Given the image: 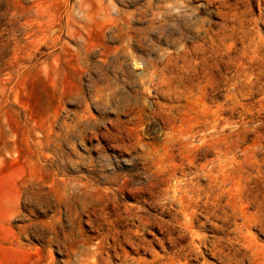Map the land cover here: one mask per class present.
<instances>
[{"label":"rangeland","instance_id":"1","mask_svg":"<svg viewBox=\"0 0 264 264\" xmlns=\"http://www.w3.org/2000/svg\"><path fill=\"white\" fill-rule=\"evenodd\" d=\"M166 1L0 0V263L52 249L65 264L51 230L25 238L20 226L61 215V236L93 238L82 201L113 196L115 174L143 180V156L170 137L212 153L199 162L237 156L235 178H256L244 154L264 146V0ZM119 197L143 205L129 188ZM263 229L250 227L256 244L228 263L212 253L191 264H264Z\"/></svg>","mask_w":264,"mask_h":264},{"label":"bare ground","instance_id":"2","mask_svg":"<svg viewBox=\"0 0 264 264\" xmlns=\"http://www.w3.org/2000/svg\"><path fill=\"white\" fill-rule=\"evenodd\" d=\"M167 1L161 5L167 4ZM161 5L159 6L161 7ZM163 8L159 9L163 11ZM254 22L256 23V20ZM139 130L138 134L140 135ZM140 138L138 139L141 140ZM188 141L170 137L163 148L153 149L143 156V180L140 179L137 184H134L129 177L121 179L119 174H115L110 180L118 184L116 188H111L109 191L113 196L107 198L102 196L98 199L82 201L83 209L94 217L97 234L93 238L86 237L81 231L76 234L73 231H64L61 236L56 227V221L62 218L59 217L61 215H55L48 221L28 218L27 222L20 226L25 238H30L34 234L40 235L47 229L51 230L53 240L58 241V248L63 250L66 255L65 264H191L192 259L199 260L206 254L211 255L212 253L225 257L222 261L227 260L228 263L232 255H243L245 253L243 249L248 250L255 243V238L249 234L248 229L256 227L264 221V194L262 191L264 190L262 179L264 146L257 145L258 148L252 153L244 154V156L250 155V159L245 165L249 168L252 165L257 167L256 178L251 179L250 176L251 178L247 177L250 179H236L235 161L237 156L232 155L231 160L229 159L221 165L199 162V159L206 153V149L203 145L196 144L192 140ZM129 145L131 146V144ZM207 150L209 149L207 148ZM228 152L230 151L228 150ZM252 159L253 161H250ZM242 162L239 159L238 167L241 169L244 166ZM247 174L246 172L245 175L247 176ZM73 185L79 191L90 187L88 183ZM125 188H129V192L134 194V198L141 199L140 202L143 205L124 206L119 193ZM251 208L258 211L251 212ZM89 214L86 213L87 216ZM239 220L241 223L237 225L238 234L233 236L230 227ZM39 224H41L40 227ZM150 228H156L158 235L155 234L153 239L147 240L145 235L150 233L152 230ZM244 228L248 233L244 231ZM20 238L18 236V240ZM94 238L97 239V242L92 245ZM235 238L242 242L239 244L240 247H235V243H238ZM186 239L189 241L183 243V240L186 241ZM155 245L159 247L158 251L155 249ZM51 250L49 249L48 256L41 251L37 252V250L34 259L15 264H56L57 259L54 258ZM141 251L150 255L152 259L147 260L133 255Z\"/></svg>","mask_w":264,"mask_h":264}]
</instances>
